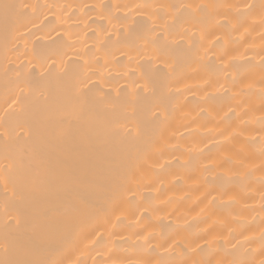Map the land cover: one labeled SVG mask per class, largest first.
I'll use <instances>...</instances> for the list:
<instances>
[{
  "label": "bare ground",
  "instance_id": "1",
  "mask_svg": "<svg viewBox=\"0 0 264 264\" xmlns=\"http://www.w3.org/2000/svg\"><path fill=\"white\" fill-rule=\"evenodd\" d=\"M0 264H264V0H0Z\"/></svg>",
  "mask_w": 264,
  "mask_h": 264
}]
</instances>
